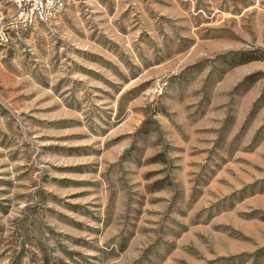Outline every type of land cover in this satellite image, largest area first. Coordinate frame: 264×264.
Instances as JSON below:
<instances>
[{
	"label": "rangeland",
	"instance_id": "1",
	"mask_svg": "<svg viewBox=\"0 0 264 264\" xmlns=\"http://www.w3.org/2000/svg\"><path fill=\"white\" fill-rule=\"evenodd\" d=\"M12 13L0 264H264V0Z\"/></svg>",
	"mask_w": 264,
	"mask_h": 264
},
{
	"label": "built area",
	"instance_id": "2",
	"mask_svg": "<svg viewBox=\"0 0 264 264\" xmlns=\"http://www.w3.org/2000/svg\"><path fill=\"white\" fill-rule=\"evenodd\" d=\"M69 2L70 0H0V7L13 10L10 18L11 23L52 25L66 9ZM167 84L166 80L158 82L153 87V93L158 96L163 95Z\"/></svg>",
	"mask_w": 264,
	"mask_h": 264
},
{
	"label": "trees",
	"instance_id": "3",
	"mask_svg": "<svg viewBox=\"0 0 264 264\" xmlns=\"http://www.w3.org/2000/svg\"><path fill=\"white\" fill-rule=\"evenodd\" d=\"M258 253L260 254V252L258 251V252L256 253V254H257V256L259 255Z\"/></svg>",
	"mask_w": 264,
	"mask_h": 264
}]
</instances>
